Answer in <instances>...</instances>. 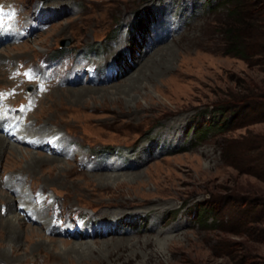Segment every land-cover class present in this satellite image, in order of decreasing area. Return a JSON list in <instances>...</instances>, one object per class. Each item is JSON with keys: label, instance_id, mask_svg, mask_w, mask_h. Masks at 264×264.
<instances>
[{"label": "rangeland", "instance_id": "1", "mask_svg": "<svg viewBox=\"0 0 264 264\" xmlns=\"http://www.w3.org/2000/svg\"><path fill=\"white\" fill-rule=\"evenodd\" d=\"M227 8L0 0L1 105L66 146L0 140V264H264V181L231 167L246 131L210 112L235 76L264 78L224 52Z\"/></svg>", "mask_w": 264, "mask_h": 264}, {"label": "trees", "instance_id": "2", "mask_svg": "<svg viewBox=\"0 0 264 264\" xmlns=\"http://www.w3.org/2000/svg\"><path fill=\"white\" fill-rule=\"evenodd\" d=\"M220 1L223 6L228 5L227 16L219 25L224 52L244 61L249 70L264 75V0ZM233 81L234 86L227 90L225 98L216 101L210 111L219 114L214 127L221 134L245 129L232 144L233 155L227 158L239 173L264 181V132L249 128L264 123V78L256 80L244 74L235 76ZM212 131L201 128L198 136L206 137ZM109 154L113 152L104 155Z\"/></svg>", "mask_w": 264, "mask_h": 264}, {"label": "bare ground", "instance_id": "3", "mask_svg": "<svg viewBox=\"0 0 264 264\" xmlns=\"http://www.w3.org/2000/svg\"><path fill=\"white\" fill-rule=\"evenodd\" d=\"M25 70V69H24ZM31 69H28V70H25L26 73H28ZM82 72V71H81ZM24 73V72H23ZM22 74V73H21ZM79 74V73H78ZM15 77V76H14ZM12 89V88H11ZM7 91V90H6ZM21 91V90H20ZM3 92V91H2ZM22 93V92H21ZM36 94V93H35ZM35 94H33L32 97H34V99H32L33 101H39L37 100ZM5 97V96H4ZM2 98V97H1ZM0 98V99H1ZM3 101L0 100V130H1V135H0V140L3 139L6 143L7 146H9L8 144L11 143L10 140H15L17 141V139H19L20 135L22 136V142L27 144V145H30V144H33L32 142V138H35V136H29L28 132L29 131H35L34 128H30V123H27L28 121V116H29V112H27V110H19L21 109L20 106H18V109L17 107H13L12 109H6L5 107L6 106H10L13 105V103L11 104V100L6 99L5 101V104L4 105H1L3 104L2 103ZM32 108V107H31ZM14 109V110H13ZM19 110V111H18ZM16 115L19 116V118L16 117ZM20 120L23 121L25 127L27 130H22V123L20 124ZM30 126H29V125ZM61 134V133H59ZM58 134V135H59ZM47 137V136H45ZM59 137V136H58ZM4 138H6L10 143H8L7 140H5ZM54 138H57V137H54ZM54 138H51V139H54ZM50 139V140H51ZM59 140V139H58ZM59 143L55 142L56 144H58V146H61L60 144L62 143V140L58 141ZM12 148V147H11ZM17 149L16 151H18V149H20L19 147L17 146H13V150ZM65 154V153H64ZM15 155V154H14ZM19 177V176H18ZM26 178V177H25ZM19 178H17L16 180H18ZM15 180V181H16ZM10 181V180H9ZM20 181L22 183V178H20ZM29 180H25L24 183H27ZM16 184V183H15ZM15 184H13V186H11V188H15ZM23 184V183H22ZM17 188V187H16ZM21 193L25 194L26 193V190L24 189ZM28 194V193H27ZM33 201V200H32ZM47 202L42 199L40 204L41 206H39L37 208V211H35L37 213V221H42L44 220V213H41V211H44L43 210V206L44 204H46ZM39 204V205H40ZM43 205V206H42ZM46 208V205L44 206ZM47 218V217H46ZM19 219L18 217H16L15 220ZM46 222V221H45Z\"/></svg>", "mask_w": 264, "mask_h": 264}]
</instances>
